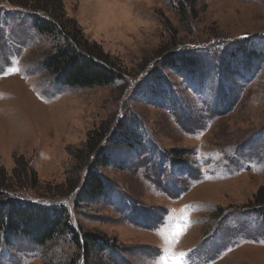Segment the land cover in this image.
I'll return each mask as SVG.
<instances>
[{
  "label": "rangeland",
  "instance_id": "374dc122",
  "mask_svg": "<svg viewBox=\"0 0 264 264\" xmlns=\"http://www.w3.org/2000/svg\"><path fill=\"white\" fill-rule=\"evenodd\" d=\"M24 1L0 0V199L63 206L80 246L3 234L0 264H264V0H52L121 69L92 88L49 72L66 37ZM93 131L106 185L86 198Z\"/></svg>",
  "mask_w": 264,
  "mask_h": 264
},
{
  "label": "trees",
  "instance_id": "16d2710c",
  "mask_svg": "<svg viewBox=\"0 0 264 264\" xmlns=\"http://www.w3.org/2000/svg\"><path fill=\"white\" fill-rule=\"evenodd\" d=\"M11 2H13V4H21L24 2L25 6H23L24 4H21V6L27 8V1L11 0ZM32 2L34 6H32V4H29V6L32 8L31 12L34 14H32V17L34 16L37 21L36 26L38 31L43 35L52 36L58 34L56 35L57 37L61 35H65L66 37L67 44L58 45L55 54L50 56L45 62L49 72L53 75H57V80L60 83L72 87L92 88L109 86L120 79L121 69L119 66L110 62V59L104 57L105 55H103L101 51L96 52L93 50V46L84 42L81 36H77V34L81 35L78 29H67L66 25H62L63 30L61 29L60 22L65 19L62 4L60 3L61 1H56V4L52 0H32ZM43 4L44 6H42ZM181 6V9H184L182 4ZM37 13H40L41 16L37 15ZM71 22L72 21H69V23ZM239 52L243 51L239 50L238 53ZM246 53L247 56L254 57L252 51L246 50ZM236 60L235 54H228V56L223 59L224 63L222 64L221 72L226 74L227 72L229 73V70H231V63L236 62ZM183 63L184 62H180L179 64ZM196 65L197 64L194 62L187 64L190 68ZM98 134L99 131L90 133L86 144V148L89 152L88 157H90V159L93 157L91 161L92 165L89 167L82 188L85 193H87L86 198H95L101 195L106 185L102 175H99L98 171L99 168L105 167V165L100 162L101 155L98 154L100 142L99 145L94 144L95 139L99 136ZM104 136L100 135V140L104 139ZM120 136H122V139L127 143H130L133 138L136 139L134 133L132 136H129V134L125 135L124 133ZM140 141L141 140L137 138V144H141ZM27 169L31 171L29 167H27ZM2 180V182L5 181L3 177ZM1 185L2 184H0V186ZM261 194L262 191H259L255 199ZM261 204L263 206L264 201L261 202ZM63 208V206L59 208L56 206L52 209H48L46 207L31 204L26 200H21L17 195L8 193L3 194L0 199V238L3 234H5L6 241L19 236H25L28 240L37 241L39 245L42 246L56 235L72 234L74 235V243L79 247L80 238L75 234L72 227L69 226L72 221L68 211ZM260 213L264 215V210ZM83 237H86V239L84 238V246L86 247L90 244V240L92 242L91 246L96 248L110 246V244L104 240L94 238L91 235L84 234Z\"/></svg>",
  "mask_w": 264,
  "mask_h": 264
},
{
  "label": "snow or ice",
  "instance_id": "6c2138e0",
  "mask_svg": "<svg viewBox=\"0 0 264 264\" xmlns=\"http://www.w3.org/2000/svg\"><path fill=\"white\" fill-rule=\"evenodd\" d=\"M183 233H184V230L181 229V230L178 232L177 237L174 238V242H178V238H179V236H182ZM161 234H162V233H161ZM165 239H166V237H165ZM183 256H184V254L182 253V254H181V260L183 259ZM169 264H180V261H177V260H175V259L173 258L172 260L169 261Z\"/></svg>",
  "mask_w": 264,
  "mask_h": 264
}]
</instances>
